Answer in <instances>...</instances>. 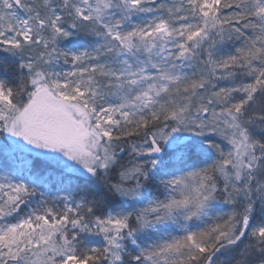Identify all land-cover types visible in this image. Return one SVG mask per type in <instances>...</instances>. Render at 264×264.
I'll list each match as a JSON object with an SVG mask.
<instances>
[{
    "label": "snow or ice",
    "instance_id": "6c2138e0",
    "mask_svg": "<svg viewBox=\"0 0 264 264\" xmlns=\"http://www.w3.org/2000/svg\"><path fill=\"white\" fill-rule=\"evenodd\" d=\"M0 264H264V0H0Z\"/></svg>",
    "mask_w": 264,
    "mask_h": 264
}]
</instances>
